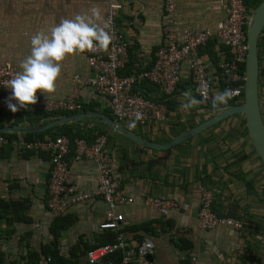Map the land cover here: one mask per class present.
Listing matches in <instances>:
<instances>
[{
    "label": "crops",
    "instance_id": "obj_1",
    "mask_svg": "<svg viewBox=\"0 0 264 264\" xmlns=\"http://www.w3.org/2000/svg\"><path fill=\"white\" fill-rule=\"evenodd\" d=\"M119 1L122 9L117 25L130 50L127 68L122 71H130L131 76L153 64L156 51L165 46L163 28L170 21L175 22L181 37L190 30L215 29L227 17V0H177V11L171 19L164 0ZM245 1L249 9L255 8L253 3L257 0ZM93 7H98L106 18L108 4L102 0H0V66L11 63L20 71L21 61L30 53L33 34L48 32L62 18L90 14ZM199 56L213 83V96L223 92L219 65L229 59L228 49L212 39L200 49ZM259 56L264 114V34L259 40ZM76 76L80 81L75 79ZM94 76L86 54L69 57L62 67L53 100L78 93L79 106L93 109L78 114L95 112L107 115V111H112L110 100L93 92L89 79ZM181 78L176 92L170 96L159 87L138 80L134 85L138 93L153 100L171 99L176 108L169 110L166 119L144 127L123 124L142 139L164 146L186 132L188 127L198 126L221 112L201 104L189 110L182 109L181 105L187 99L184 94L189 90L199 100L191 85L189 61L182 64ZM37 95L44 98L39 93ZM21 117H5L0 113V128L39 126L62 118H51L36 125L28 122L15 124ZM242 120L240 114L231 116L167 150L138 144L111 131L104 123L74 122L81 128L98 126L110 135L108 149L113 159L114 175L125 193L134 200L116 208V213L122 215L121 230L129 246L136 247L150 239L154 244L155 264H189L192 256H197L201 264H264V174L261 162L253 154V145L248 131H244ZM49 130L41 138H52L60 132L54 128ZM15 134L19 140L26 137L25 133ZM25 152L30 150L14 145L0 150V201L25 202L28 207L25 214L11 215L1 224L3 262L0 260V264L14 261L24 264L22 256L28 251L42 254L44 246L55 238L52 227L57 218L47 205L53 159L47 153L25 155ZM69 163L70 182L83 193L93 192L98 177L93 161L78 160L72 151ZM200 185L214 191L212 208L217 214L233 213L244 222L242 231L227 226L210 230L201 228ZM148 196L172 199L177 205L170 214L163 215L146 204ZM108 210L109 206L101 198L69 207L60 217L68 225L59 236L60 254L67 259L71 258L72 252H83L80 264H90L86 258L87 250L108 242L114 234L100 228ZM180 240L187 241L186 244L190 243L192 247L180 248Z\"/></svg>",
    "mask_w": 264,
    "mask_h": 264
},
{
    "label": "built area",
    "instance_id": "obj_2",
    "mask_svg": "<svg viewBox=\"0 0 264 264\" xmlns=\"http://www.w3.org/2000/svg\"><path fill=\"white\" fill-rule=\"evenodd\" d=\"M102 1L108 4L105 20L110 23L113 42L107 53L85 54L88 57L89 66L95 74L93 78L89 79V84L95 94L110 100L112 114L116 121L130 125L136 112L143 114L142 119L136 121V126L144 127L149 123L166 119L168 114L166 104L135 92L134 85L138 80H146L159 87L165 95L170 96L176 92L181 83L184 61H189L192 87L199 100H202L203 97L197 92V89L203 83L208 85L209 98L201 103L202 106L208 107L212 97L213 83L199 56V51L212 39L217 40L219 44L228 49L229 59L220 63L219 70L224 90L231 89L234 93L233 98L229 101L244 98L245 72L242 67L246 63L249 51L247 24L250 18V9L245 0H227V17L215 29L190 30L179 37L175 22L170 21L163 28L165 46L156 51L152 66L133 76L121 75V71L126 67L130 58L129 43L117 25L122 3L119 0ZM164 5L170 19L173 18L177 11V0H164ZM18 71L11 63L0 66V113L5 117H11L15 113L7 107L11 90L4 85V82L11 79ZM75 79L80 81L78 76ZM78 100V93H74L66 99L53 100L51 103H47L45 98H39L38 103L32 108L49 113L74 112L80 108ZM11 102L16 103L14 100ZM21 111L23 109L18 112ZM8 143L9 140L0 135V149ZM13 144L21 149L47 153L53 159L47 199L48 209L53 217H61L72 205L85 203L93 198H101L109 206L100 228L113 232L115 238L112 242L87 251L86 258L90 264L103 262L105 264H155L154 260L148 258L154 253L153 242L150 239H145L136 247H131L121 230L123 218L122 215L116 213V208L129 205L134 200L125 193L121 183L114 175L113 159L108 149V134L98 135L93 143H89L85 139H77L74 149H72L73 145L70 139L64 135L31 141L22 139L14 141ZM72 151H75L76 159H89L97 167V187L93 192L83 193L78 186L70 182L69 156ZM199 192V219L202 229L210 230L217 226H227L242 231L245 228L242 220L220 216L213 211V190L200 185ZM145 202L163 215L170 214L177 205L172 199L153 196L146 197ZM115 253H121L122 260L118 263L106 262V259ZM189 264H201V261L197 256H192Z\"/></svg>",
    "mask_w": 264,
    "mask_h": 264
},
{
    "label": "clouds",
    "instance_id": "obj_3",
    "mask_svg": "<svg viewBox=\"0 0 264 264\" xmlns=\"http://www.w3.org/2000/svg\"><path fill=\"white\" fill-rule=\"evenodd\" d=\"M110 23L104 19L98 7L90 9V14H76L73 18H62L48 32L39 31L31 37L30 53L20 63V71L4 85L11 90L8 109L16 113L29 110L38 103V93L47 103H51L58 90L62 67L69 57L85 53H107L113 42ZM208 85L203 83L197 92L203 97L197 100L189 90L184 95L186 102L181 105L184 110L203 103L208 97ZM233 90L225 89L211 97L214 110H223L233 98ZM16 101L12 103L11 101ZM142 113H134L130 127L142 119Z\"/></svg>",
    "mask_w": 264,
    "mask_h": 264
},
{
    "label": "water",
    "instance_id": "obj_4",
    "mask_svg": "<svg viewBox=\"0 0 264 264\" xmlns=\"http://www.w3.org/2000/svg\"><path fill=\"white\" fill-rule=\"evenodd\" d=\"M250 11V18L247 24V39L249 51L245 63V88L243 102L239 105L227 108L217 113L215 116L198 126L188 127L186 132H184L179 137H176L173 141L164 146H160L154 144L151 141L142 139L134 131L127 128L122 123L116 121L111 116L95 112L65 116L39 126L23 125L4 127L0 128V133H39L69 123L87 120L104 123L111 131L124 135L143 146L167 150L176 147L188 138H191L215 126L216 124L226 120L231 116L240 114L245 120L248 135L251 139L256 155L261 161L264 173V114L262 111L260 95L259 56V40L264 31V0L257 7L251 8ZM148 258L150 260H154L153 256H149Z\"/></svg>",
    "mask_w": 264,
    "mask_h": 264
},
{
    "label": "trees",
    "instance_id": "obj_5",
    "mask_svg": "<svg viewBox=\"0 0 264 264\" xmlns=\"http://www.w3.org/2000/svg\"><path fill=\"white\" fill-rule=\"evenodd\" d=\"M261 2H262V0H257V1H255L253 3V6L257 7ZM263 34H264V31L262 33V36H263ZM128 67H129V65H128ZM242 69L245 72V64L243 65ZM123 71H121V75H123V76H131V74H132V73H130V71H128L126 73L123 72ZM143 82L150 83L149 81H146V80H143ZM221 83H222V81H221ZM191 85H192V83H191ZM223 90H224V86H223V83H222V91ZM134 91L137 92V90L135 89V86H134ZM211 96H213V91H212ZM144 97H146V96H144ZM146 98H149V97H146ZM149 99H151V98H149ZM151 100H153V99H151ZM154 101L164 102L166 104L167 108H168V112H169V110H175V108H176V104L173 101H171V99H169L167 101H162V100L161 101L160 100H154ZM242 102H243V97L240 98V99H235V100L228 101V105L226 107L223 106V105H221L220 107L221 108H224V107L225 108H230V107L239 105ZM208 109H210L212 111H215V112H219L218 109L214 110L212 108L211 101L208 104ZM87 110L92 111L93 109H91V107L81 106L80 108H78L74 112L47 113V112L38 111L37 109H34V108L31 107L27 111L23 110L21 112H16L14 114L15 116H18V115L22 116L20 119H18L15 122V124H22V123H27L28 122L31 125H36V124H40V122L44 121V120H48V119H51V118H58V117H63V116L74 115V114H78L80 111L83 112V111H87ZM106 113H107V115H109V116H111L112 118L115 119L114 115L112 114V111H107ZM242 124L244 126L243 128H244L245 133H247L246 123H245L244 118L242 120ZM54 129L60 130V132L56 136L64 135V136H67L70 139V141L72 142V145H73L72 149H74V147H75V140H77V139H85L89 143H93L95 138L98 135L106 134V131H107V130H101L98 126L96 128H93V127L81 128L78 124H75V123L74 124H70V125L59 126V127L54 128ZM49 131H47V132H39V133H25L26 137L24 138V140L31 141V140H34V139H43V138H41V136H44L45 133L48 134ZM110 133H111V131H110ZM0 135L5 136L9 140V143L4 145V146H12V145H14L13 144L14 141H19V139L17 137V134H15V133H0ZM3 147L0 150H2ZM33 152H35V151H31L30 150V152H25V155H32V154H34ZM253 154L256 155V152H255L254 148H253ZM258 159H259V157H258ZM259 162H261L260 159H259ZM260 168L262 169V165H260ZM27 209H28V207H27V204L25 202H4V201H0V228H1V224H2L3 220L8 219L11 215L25 214V212H27ZM218 215H220V214H218ZM220 216H227V217L237 218L233 213L223 214V215H220ZM55 222L56 223H54V225L52 227V232H53L54 237H55L54 240L52 242H50L49 244H46L44 246L42 254H40V253H38L36 251H28L26 255L22 256V260L24 261V264H80V259H81V256H82L83 252H81L79 254H75V252H72L73 254L71 255V258H67V259L64 258L60 254L59 248H58L59 236H60L61 232L66 229V227L68 225L64 224V222H62V218H60V217L57 218ZM114 238H115V235L113 234L111 239L108 242H106V243L114 241ZM186 242L187 241H185V240H180L179 241L180 245L178 244V246L180 248L182 247L183 249H190L192 247L191 244L188 243V245H187ZM106 243H103V244H106ZM0 260L1 261L3 260V253L1 252V250H0ZM121 260H122L121 253H115L114 255H111L110 257H108L106 259V262L111 261V262L118 263ZM12 264H21V263H19L17 261H14Z\"/></svg>",
    "mask_w": 264,
    "mask_h": 264
}]
</instances>
